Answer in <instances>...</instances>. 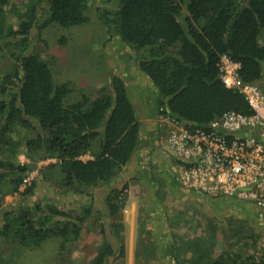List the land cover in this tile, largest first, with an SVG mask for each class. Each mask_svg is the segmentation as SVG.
I'll return each mask as SVG.
<instances>
[{
	"label": "trees",
	"instance_id": "16d2710c",
	"mask_svg": "<svg viewBox=\"0 0 264 264\" xmlns=\"http://www.w3.org/2000/svg\"><path fill=\"white\" fill-rule=\"evenodd\" d=\"M93 1L24 0L17 5L0 0V50L9 48L13 59L0 84V259L6 243L36 249L55 239V264H71L98 222L103 240L88 264H121L126 257L125 188H113L102 198L108 221L104 211L95 213L94 199L74 211L33 201L35 179L21 188L38 156L57 159L39 170L56 191L89 195L92 188L112 183L141 147V123L127 81L114 75L94 93L72 81L58 82L56 60L33 39L34 31L51 22L64 28L87 23ZM96 6L109 39L135 50L138 69L152 82L159 115H175L196 128L229 110L252 113L244 94L221 78L220 63L229 55L241 63L243 81L264 85V0H102ZM76 91L80 97L73 100ZM89 151L93 158L83 159ZM21 153L28 162L18 160ZM169 158L177 166L176 158ZM15 193L20 200L2 205L7 194ZM160 197L152 200L160 202ZM226 197L229 206L244 200ZM211 198L194 202L205 209L209 234L189 237L172 230L165 242L162 231L160 238L150 239L143 228L138 264H264V250L256 255L235 248L239 241H232L230 230L217 254L222 226L207 208L225 205ZM187 220L182 213L174 219L178 226Z\"/></svg>",
	"mask_w": 264,
	"mask_h": 264
},
{
	"label": "rangeland",
	"instance_id": "374dc122",
	"mask_svg": "<svg viewBox=\"0 0 264 264\" xmlns=\"http://www.w3.org/2000/svg\"><path fill=\"white\" fill-rule=\"evenodd\" d=\"M23 1L15 0V3L22 5ZM100 1L102 0L93 1L89 12L90 20L87 23L64 28L56 22H51L40 32L34 31V41L39 46H44L49 57L52 56L56 60L58 82L72 81L80 87H90L89 92L94 93V91L98 92V87L109 84L112 76L119 75L127 81L129 93L136 108V104H138L142 109V101H147L148 98L151 102L148 104L149 109H158L155 94L146 82V79L149 78L137 67L138 60L135 50L124 46L119 40L109 39L104 20L96 9V3ZM116 1L113 0L114 3ZM12 60L9 48L0 50V84L3 75L11 70ZM79 97L80 93L76 91L72 99ZM165 134H160L161 144L155 149H153L154 145L150 148L142 140L137 155L122 173L112 183L92 188L89 195L74 191H56L52 184L42 177L39 170L44 165L55 163L57 159H39L36 156L38 159L35 160L36 167L27 176L30 177V183L33 179L36 181L35 193L30 198L33 201L38 199L50 201L74 211L94 199L96 201L95 213L99 215L101 211H104L102 218L108 221L102 198L113 188H125L126 205L121 217L125 223L123 233L126 257L121 264H138L136 253L141 247L138 246V240L143 228L145 237L150 239L152 236L160 238L162 231V238L165 242L169 238L167 233H172V230L182 236L207 235L209 228H207V220L203 219L205 209L198 208L194 202L199 199L202 203H207L212 198L205 193L197 194L196 197L195 194L180 185L182 182L177 169H175L176 164L174 166L169 158L172 154L162 142ZM16 137L19 138V135ZM82 158L86 160L93 158V152L89 151ZM18 160L27 162L28 158L24 153H21ZM56 170H58V166ZM143 170H147V173L144 174ZM158 194L162 201L155 203L152 199ZM19 196L17 193L7 194L3 198L2 205H12L21 199ZM226 199L227 197L224 195L214 198V203L222 201L225 205L224 208H207L208 214L215 217L222 226V230L217 234L220 239L217 254L223 245L225 233H229L230 230V234L233 236L232 241H239L235 248L243 246L245 252L257 255L258 250H264V244L260 243V241L264 242V210L259 209L248 200H241L235 205L229 206ZM178 213H182L188 218L187 223L183 226H178L180 221L179 223L174 221L178 217ZM170 218L172 220H169ZM170 222L174 225L171 228L169 227ZM96 225L74 253L71 264H88L97 253V248L103 239L100 222ZM148 229L153 231L152 235L147 233ZM112 239L116 242L114 235H112ZM5 245L0 264H55L57 248L55 239L46 240L41 247L36 249L10 243ZM152 264L161 263L152 260Z\"/></svg>",
	"mask_w": 264,
	"mask_h": 264
},
{
	"label": "built area",
	"instance_id": "2783aa9c",
	"mask_svg": "<svg viewBox=\"0 0 264 264\" xmlns=\"http://www.w3.org/2000/svg\"><path fill=\"white\" fill-rule=\"evenodd\" d=\"M240 68L239 61L222 56L221 78L244 94L251 114L229 110L205 127L192 128L175 115L161 113L166 132L162 142L176 158L186 189L237 197L264 210V86L243 81ZM29 183L26 177L21 188Z\"/></svg>",
	"mask_w": 264,
	"mask_h": 264
},
{
	"label": "crops",
	"instance_id": "0c3cea01",
	"mask_svg": "<svg viewBox=\"0 0 264 264\" xmlns=\"http://www.w3.org/2000/svg\"><path fill=\"white\" fill-rule=\"evenodd\" d=\"M146 82H147L148 87L151 90L152 89L151 88L152 87L151 80L146 79ZM262 86H264V85H262ZM150 103H151L150 100L147 98V101L143 100L141 103L143 105L142 109H140L139 105L136 104L137 108H138V110H137V108H136V110H137L138 119L141 123L142 140H144L146 142L145 144L148 145L150 148L152 145H154L155 147H153V149H155L156 147H158V145L161 144L160 140H159L160 134H163L166 132H165V127L163 125H161L160 121H158V119H159L158 110L157 109H155V110L149 109L148 104H150ZM137 153H136V155H137ZM188 191H190V190H188ZM190 192H192V191H190Z\"/></svg>",
	"mask_w": 264,
	"mask_h": 264
}]
</instances>
